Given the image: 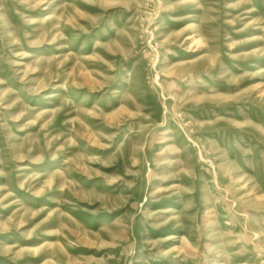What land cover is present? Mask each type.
<instances>
[{
	"label": "rangeland",
	"instance_id": "obj_1",
	"mask_svg": "<svg viewBox=\"0 0 264 264\" xmlns=\"http://www.w3.org/2000/svg\"><path fill=\"white\" fill-rule=\"evenodd\" d=\"M0 264H264V0H0Z\"/></svg>",
	"mask_w": 264,
	"mask_h": 264
}]
</instances>
